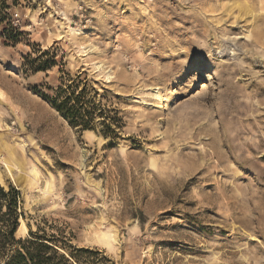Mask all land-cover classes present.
<instances>
[{
  "label": "rangeland",
  "instance_id": "1",
  "mask_svg": "<svg viewBox=\"0 0 264 264\" xmlns=\"http://www.w3.org/2000/svg\"><path fill=\"white\" fill-rule=\"evenodd\" d=\"M0 19L17 241L74 264H264V0H0ZM62 71L106 111L93 130L51 103Z\"/></svg>",
  "mask_w": 264,
  "mask_h": 264
},
{
  "label": "trees",
  "instance_id": "2",
  "mask_svg": "<svg viewBox=\"0 0 264 264\" xmlns=\"http://www.w3.org/2000/svg\"><path fill=\"white\" fill-rule=\"evenodd\" d=\"M2 19H0V24ZM12 40V37H8ZM15 40V39H14ZM57 53L53 50L41 51L31 65L36 72L47 71L57 65ZM61 84L50 98L54 108L74 127L82 130H93L99 116H106V111L84 86L78 76L62 71ZM102 124L107 133L112 130L106 120ZM106 133V132H105ZM20 193L15 188L6 191L0 186V264H74L54 247L45 243L42 238L17 241L15 233L18 227V208ZM78 264V263H76Z\"/></svg>",
  "mask_w": 264,
  "mask_h": 264
},
{
  "label": "bare ground",
  "instance_id": "3",
  "mask_svg": "<svg viewBox=\"0 0 264 264\" xmlns=\"http://www.w3.org/2000/svg\"><path fill=\"white\" fill-rule=\"evenodd\" d=\"M68 28H70V27H68V26H66L65 27V29H68ZM73 31V30H72ZM0 161L2 162V164H3V167L5 168V171H6V173H7V175H8V177L16 184V186H17V182H16V179H15V176H14V168L16 167V164H14L13 162L14 161H12V160H8L6 157H5V155H4V153H1L0 154ZM23 227L22 228H24L25 229V226H24V223H23V225H22Z\"/></svg>",
  "mask_w": 264,
  "mask_h": 264
}]
</instances>
